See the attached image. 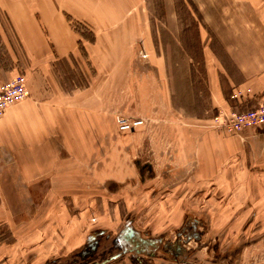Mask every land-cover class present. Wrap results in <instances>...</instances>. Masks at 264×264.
<instances>
[{"label": "rangeland", "instance_id": "obj_1", "mask_svg": "<svg viewBox=\"0 0 264 264\" xmlns=\"http://www.w3.org/2000/svg\"><path fill=\"white\" fill-rule=\"evenodd\" d=\"M145 1L157 33L153 55H145L143 44L133 39L132 53L121 52L117 68L99 72L87 62L83 46V41L91 42L85 39L91 30L76 20L69 24L79 41L75 58L56 60L44 70L29 69L0 11V79L19 74L27 89L40 94L53 93L55 87L66 95L98 93L99 105L94 101L89 106L105 115L102 125L83 119L88 125L78 135L73 125L65 128L66 150L54 149L58 134L50 130L32 154L41 163L48 158L55 164L30 178L25 188L16 182L14 168L3 167L0 264L98 263L114 249L90 251L91 239L101 238L100 247L107 246L106 235H115L123 223L162 242L175 239L184 222L189 228L194 223L201 234L185 244L184 261L158 247L152 257L140 254L134 256L137 261L125 253L105 264H264V143L254 138L245 142L239 133H218L221 139L237 138L229 163L212 174L199 169L201 141L210 130L207 123L214 129L208 119L216 112L207 98L194 37L199 13L192 0ZM168 5L189 31L184 53L177 52L172 38L167 43L161 37ZM70 114L68 124L77 119L74 111ZM116 116L141 123L122 131Z\"/></svg>", "mask_w": 264, "mask_h": 264}, {"label": "crops", "instance_id": "obj_2", "mask_svg": "<svg viewBox=\"0 0 264 264\" xmlns=\"http://www.w3.org/2000/svg\"><path fill=\"white\" fill-rule=\"evenodd\" d=\"M145 2L0 0V11L7 18L9 28L29 69L44 70L56 60L69 56L75 58L78 36L65 18V14H68L71 19L84 23L91 30L93 40L83 41V46L87 62L99 72L117 68L121 52L132 53L130 49L133 39L140 40L145 55H153V38L157 33L155 35L153 19L148 14ZM192 2L199 13V19L194 17L197 20L194 37L198 41L197 46L205 70L207 98L211 108L237 111L242 110L246 104L253 103L255 99L263 98L264 0ZM188 33L181 20L171 13L168 5L162 16L161 37L167 39V43L172 38L177 44V52L184 53L185 39L190 36ZM163 51L165 53V47ZM162 60L164 66V57ZM10 77L12 75L2 80ZM28 90L30 98L10 105L0 115V174H4L5 166L14 168L17 172L16 182L19 187L23 185L24 188L30 178L40 177L55 164L53 159L48 161V158L41 163L32 154L37 147L41 149V143L47 139L50 130L55 129L58 134V144L54 149L66 150L65 128L73 125L77 128L78 135L88 125L83 119H87L88 123L91 122L90 118L96 119L98 125L104 124L105 119V115L100 114V108L95 110L89 106L90 102L94 101L99 105L98 93L85 91L75 96L66 95L59 92V89L56 90V87L53 93L47 94H40L31 88ZM69 102L72 103L68 105ZM71 111L76 113L77 119L68 124ZM207 124L210 130L207 129L209 131H206L205 138L201 141V150L204 153L199 162V169L204 167L207 174H212L216 171L215 167L223 165L224 161L229 163V156L238 141L233 136L221 139L218 133L222 131L212 129L210 123ZM196 126L201 127L199 124ZM238 133L240 139L245 142L254 138L264 143L263 125L245 127ZM211 141L216 145L215 149ZM213 150H216L215 158L211 154ZM6 180L10 185L11 179L5 178ZM1 189H5L3 184ZM48 192L49 190H46V196L49 195Z\"/></svg>", "mask_w": 264, "mask_h": 264}, {"label": "flooded vegetation", "instance_id": "obj_3", "mask_svg": "<svg viewBox=\"0 0 264 264\" xmlns=\"http://www.w3.org/2000/svg\"><path fill=\"white\" fill-rule=\"evenodd\" d=\"M195 228L196 225L194 223L190 225L189 228V226H187V224L184 222L179 227V233L175 239L172 241L161 242L159 239L140 234L129 224L123 223L115 235L111 237L110 235H106L104 241H109V244L107 246L103 245L105 248L103 246L100 247L99 240H101V238H99V240L95 238L91 239L89 244L90 251L97 248L100 249V252L101 250L108 251V248H112L114 251L106 256H102L98 263L93 262L94 260H90L85 264H105L108 261L118 259L122 254L125 253L132 254V258L138 261L139 259L135 258L134 256L143 254L152 257L158 247L161 248L163 252L171 255L173 260L184 261L186 254L185 244L192 238L195 239V241H198L201 236V234L197 232ZM97 235H102V232H99Z\"/></svg>", "mask_w": 264, "mask_h": 264}, {"label": "built area", "instance_id": "obj_4", "mask_svg": "<svg viewBox=\"0 0 264 264\" xmlns=\"http://www.w3.org/2000/svg\"><path fill=\"white\" fill-rule=\"evenodd\" d=\"M29 96L23 77L15 74L7 80L0 79V115L10 105L24 100ZM210 121L215 129L227 134H236L245 127L264 126V97L255 99L253 103L246 104L240 111H221L211 116ZM115 123L119 130H130L141 123V120H127L116 116Z\"/></svg>", "mask_w": 264, "mask_h": 264}, {"label": "trees", "instance_id": "obj_5", "mask_svg": "<svg viewBox=\"0 0 264 264\" xmlns=\"http://www.w3.org/2000/svg\"><path fill=\"white\" fill-rule=\"evenodd\" d=\"M65 18L67 19V21L69 22L70 25H72V23L76 22L73 19H71V17L68 14H65ZM85 39L88 40V41H92L93 40L92 32H90V34L88 36H86ZM77 42L79 44V41H77ZM237 111H240V109L237 110Z\"/></svg>", "mask_w": 264, "mask_h": 264}]
</instances>
